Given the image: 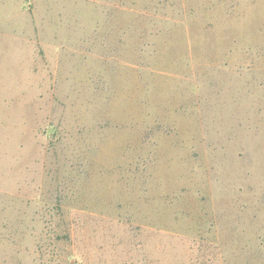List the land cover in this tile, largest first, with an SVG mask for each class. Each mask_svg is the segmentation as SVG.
<instances>
[{
	"label": "rangeland",
	"instance_id": "rangeland-1",
	"mask_svg": "<svg viewBox=\"0 0 264 264\" xmlns=\"http://www.w3.org/2000/svg\"><path fill=\"white\" fill-rule=\"evenodd\" d=\"M0 264H264V0H0Z\"/></svg>",
	"mask_w": 264,
	"mask_h": 264
}]
</instances>
